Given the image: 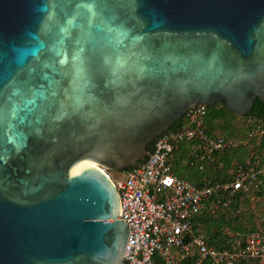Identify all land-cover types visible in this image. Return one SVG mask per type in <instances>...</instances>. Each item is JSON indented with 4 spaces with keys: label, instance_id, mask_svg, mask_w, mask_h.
Listing matches in <instances>:
<instances>
[{
    "label": "water",
    "instance_id": "obj_1",
    "mask_svg": "<svg viewBox=\"0 0 264 264\" xmlns=\"http://www.w3.org/2000/svg\"><path fill=\"white\" fill-rule=\"evenodd\" d=\"M255 98L264 0H0V264H123L106 171L197 104Z\"/></svg>",
    "mask_w": 264,
    "mask_h": 264
},
{
    "label": "built area",
    "instance_id": "obj_2",
    "mask_svg": "<svg viewBox=\"0 0 264 264\" xmlns=\"http://www.w3.org/2000/svg\"><path fill=\"white\" fill-rule=\"evenodd\" d=\"M206 115L204 104L186 111L178 128L156 140L147 162L121 172L123 178L114 182L119 219L129 226L123 264H264V230L232 240L228 249L208 246L205 236L194 230L203 211L236 216L237 193L251 195L264 178V149L255 165L232 170L230 181L197 187L174 174L175 153L185 143L191 144L189 158L203 169L214 154L264 141V125L252 118L245 119L248 131L243 137H228L210 134Z\"/></svg>",
    "mask_w": 264,
    "mask_h": 264
},
{
    "label": "trees",
    "instance_id": "obj_3",
    "mask_svg": "<svg viewBox=\"0 0 264 264\" xmlns=\"http://www.w3.org/2000/svg\"><path fill=\"white\" fill-rule=\"evenodd\" d=\"M246 118H252L257 122L264 125V103L258 98L254 99L252 109L244 116L240 117L228 110L223 102H219L213 106H207L206 126L207 131L210 134H220L228 137H243L248 131V126L244 125L240 128L234 125L236 119H240L241 122ZM181 125V120L177 121L170 130H174ZM154 141L147 144L148 151H152ZM264 142V141H263ZM257 140H252L246 145L239 148L226 150L221 154L217 153L213 155L212 161L204 163L203 169H199L198 161H194L189 158L190 143H185L181 146L180 150L175 153L173 160V172L176 176L189 180L197 187L204 185H210L216 182L230 181L231 171L239 165H255L256 160L261 157L264 149V143ZM249 163V164H247ZM130 168H126L123 171H128ZM120 171V172H123ZM262 183L260 187L251 193L249 196H245L241 192L236 195V200L233 204L234 211L241 210V203L243 201L252 202L259 198L264 202V178H261ZM245 198L247 200H245ZM241 211L233 215L231 213H220L216 215H210L208 212L203 211L195 221L194 230L198 233H202L208 246L214 248H229L230 242L234 239H243L253 233H256L258 229L255 225H252L250 230L241 227L238 224L240 220ZM264 226V225H263Z\"/></svg>",
    "mask_w": 264,
    "mask_h": 264
},
{
    "label": "rangeland",
    "instance_id": "obj_4",
    "mask_svg": "<svg viewBox=\"0 0 264 264\" xmlns=\"http://www.w3.org/2000/svg\"><path fill=\"white\" fill-rule=\"evenodd\" d=\"M243 122L240 119H236L234 125L238 128L243 126ZM244 125H246L244 123ZM106 173L110 176L113 182L119 181L123 178L121 172L115 171H106ZM245 200H247L245 198ZM241 215L240 220H238V224L245 229L250 230L252 225L258 229V231L264 230V202L262 203L261 199H255V201H243L241 203Z\"/></svg>",
    "mask_w": 264,
    "mask_h": 264
},
{
    "label": "flooded vegetation",
    "instance_id": "obj_5",
    "mask_svg": "<svg viewBox=\"0 0 264 264\" xmlns=\"http://www.w3.org/2000/svg\"><path fill=\"white\" fill-rule=\"evenodd\" d=\"M150 152V151H149Z\"/></svg>",
    "mask_w": 264,
    "mask_h": 264
}]
</instances>
